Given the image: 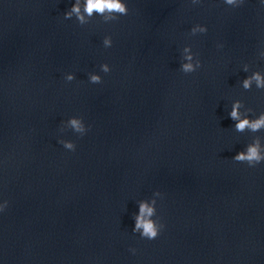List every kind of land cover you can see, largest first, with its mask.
Wrapping results in <instances>:
<instances>
[{
	"label": "water",
	"instance_id": "1",
	"mask_svg": "<svg viewBox=\"0 0 264 264\" xmlns=\"http://www.w3.org/2000/svg\"><path fill=\"white\" fill-rule=\"evenodd\" d=\"M122 2L80 26L74 0H0V264H264V163L232 159L264 131L229 117L236 100L264 112V90L242 88L264 73V0ZM72 117L83 137L61 131ZM157 191L164 228L141 239L132 217Z\"/></svg>",
	"mask_w": 264,
	"mask_h": 264
},
{
	"label": "clouds",
	"instance_id": "2",
	"mask_svg": "<svg viewBox=\"0 0 264 264\" xmlns=\"http://www.w3.org/2000/svg\"><path fill=\"white\" fill-rule=\"evenodd\" d=\"M200 0H192L193 4L199 3ZM223 2L231 7H239L244 3V0H223ZM94 14L102 17L103 22L108 23L115 21L119 16H126L128 14V8L125 2L122 0H74V4L69 10L64 14V18L72 19L75 17L76 21L80 26H84L91 22ZM207 32L205 26L196 25L191 28L190 34L196 35L198 33L204 34ZM103 46L105 48L112 47L113 41L111 36H106L103 41ZM219 47H223L220 45ZM198 54H194L190 46L183 48L182 62L180 64V71L185 75L195 73L198 69L202 67L201 61L197 58ZM261 58H264V52L260 53ZM100 70L108 74L111 69L108 64L100 65ZM250 66L245 64L243 66V71L248 73ZM74 74H67L65 80L71 82L75 79ZM88 80L91 84H101L103 83L102 77L98 74L89 73ZM255 85L256 89L264 90V73L260 71H253L251 75L242 81V88L245 91H250ZM244 109V111H241ZM250 115H254L251 108H246L244 103L240 100L233 102L231 106V111L229 117L234 121V130L239 133H244L245 131L251 133H257L264 131V112H261L257 118H250ZM71 129L75 134L83 137L89 130V127L83 122V118L72 117L64 122V129ZM61 144L68 151H75L76 144L72 141L59 140ZM237 163H245L249 167H256L257 165L264 163V144L261 142L259 136H255L251 143H249L245 149L239 152L232 158ZM159 191L153 193L151 200H141L138 202V214H133V220L135 226L132 229L134 234H139L141 239L154 240L159 235L164 225L160 223L157 217V197H161ZM8 207V202L4 201L0 204V212H3ZM130 251L135 254L136 249H130Z\"/></svg>",
	"mask_w": 264,
	"mask_h": 264
}]
</instances>
